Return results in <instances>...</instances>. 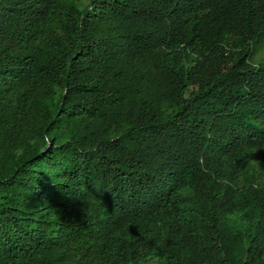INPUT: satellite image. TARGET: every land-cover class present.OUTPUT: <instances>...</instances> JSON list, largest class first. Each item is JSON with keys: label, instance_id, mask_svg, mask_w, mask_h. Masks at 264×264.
<instances>
[{"label": "trees", "instance_id": "16d2710c", "mask_svg": "<svg viewBox=\"0 0 264 264\" xmlns=\"http://www.w3.org/2000/svg\"><path fill=\"white\" fill-rule=\"evenodd\" d=\"M154 250L264 264V0H0V264Z\"/></svg>", "mask_w": 264, "mask_h": 264}, {"label": "rangeland", "instance_id": "374dc122", "mask_svg": "<svg viewBox=\"0 0 264 264\" xmlns=\"http://www.w3.org/2000/svg\"><path fill=\"white\" fill-rule=\"evenodd\" d=\"M32 143V141L28 142L25 147H28L30 144ZM21 150H19L17 152V156L20 154ZM159 260V255H158V251L157 250H154L152 252V254H150L149 256L146 257V260L144 262V264H154L156 262H158Z\"/></svg>", "mask_w": 264, "mask_h": 264}]
</instances>
